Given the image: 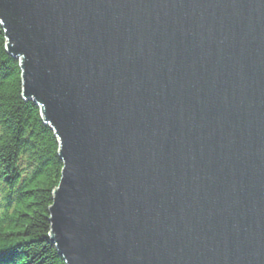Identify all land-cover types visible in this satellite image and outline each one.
<instances>
[{"label": "water", "instance_id": "95a60500", "mask_svg": "<svg viewBox=\"0 0 264 264\" xmlns=\"http://www.w3.org/2000/svg\"><path fill=\"white\" fill-rule=\"evenodd\" d=\"M60 145L65 264H264V0H0Z\"/></svg>", "mask_w": 264, "mask_h": 264}, {"label": "trees", "instance_id": "16d2710c", "mask_svg": "<svg viewBox=\"0 0 264 264\" xmlns=\"http://www.w3.org/2000/svg\"><path fill=\"white\" fill-rule=\"evenodd\" d=\"M6 46L0 24V264H65L50 238L59 141L24 99L21 62Z\"/></svg>", "mask_w": 264, "mask_h": 264}]
</instances>
